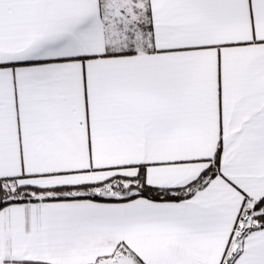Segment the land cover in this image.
Listing matches in <instances>:
<instances>
[{
    "label": "snow or ice",
    "instance_id": "obj_1",
    "mask_svg": "<svg viewBox=\"0 0 264 264\" xmlns=\"http://www.w3.org/2000/svg\"><path fill=\"white\" fill-rule=\"evenodd\" d=\"M0 264H264V0H0Z\"/></svg>",
    "mask_w": 264,
    "mask_h": 264
}]
</instances>
